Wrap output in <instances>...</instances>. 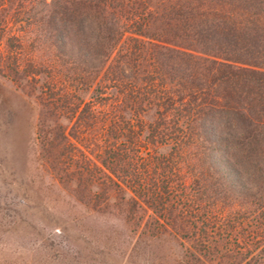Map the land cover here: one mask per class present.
I'll return each instance as SVG.
<instances>
[{"label": "rangeland", "instance_id": "obj_1", "mask_svg": "<svg viewBox=\"0 0 264 264\" xmlns=\"http://www.w3.org/2000/svg\"><path fill=\"white\" fill-rule=\"evenodd\" d=\"M57 1L0 0V264H204L205 256L227 255L228 248L219 244L225 233H215L220 221L215 222L214 216L222 220L230 215L236 207L224 206L238 198L227 200L216 187L214 179L218 174L205 161L200 147H190L180 155L169 146L116 150L119 164L110 165L113 174L128 171L129 177L147 169V194L121 184L120 190L106 179L102 163L113 149L108 151L109 142H105L104 136L70 134L68 142L78 150L64 149L56 159L58 148L53 145L60 140L55 129L65 124L55 118L53 104L47 102L54 99L52 94L60 95L56 90L58 84L62 94L75 89L78 99L86 102L98 79L90 82L86 94L74 82L72 76L83 75L84 66L74 54L70 57L69 45L62 49L56 43L53 28L47 30ZM90 1L103 5L99 20H108L112 15L116 29H133L143 19L148 35L178 47H185L194 31L187 29L183 34L167 30L164 21L172 15L169 11L178 10V3H199L210 12L213 4L218 3ZM241 3L250 4L244 9L252 15L256 13L253 5L261 9L264 0ZM153 13H158L154 24ZM94 17L86 11L78 17L83 33L87 34L86 26ZM72 44L74 50L77 45ZM253 61L261 62L258 58ZM51 81L57 82L55 87ZM143 117L147 121L153 115ZM68 127H64L66 135ZM131 194L140 198L131 200ZM193 225L200 230L201 238L190 232ZM242 229L245 228L234 230L239 234ZM216 242L219 252L213 248ZM263 248L264 238L260 237L251 256L258 258ZM261 260L264 263V256Z\"/></svg>", "mask_w": 264, "mask_h": 264}, {"label": "trees", "instance_id": "obj_2", "mask_svg": "<svg viewBox=\"0 0 264 264\" xmlns=\"http://www.w3.org/2000/svg\"><path fill=\"white\" fill-rule=\"evenodd\" d=\"M215 1L218 3L210 12L199 3H178V10L169 11L172 15L164 21L167 30L183 34L187 29L194 31L185 47L148 35L146 20L141 19L134 30L124 31L115 28L112 15L99 20L103 5L90 0L57 1L47 30L53 28L56 43L62 49L69 45L70 57L74 54L84 66L83 75L72 76L74 82L86 94L90 82L98 79L86 102L78 99L75 89L62 94L59 84L56 90L60 95L52 94L54 99L47 102L53 104L55 118L65 124L55 129L60 140L53 145L58 148L55 157L64 149H77L68 142L70 134L104 136L108 151L113 149L102 163L106 179L120 190L121 184L144 194L148 170H138L129 177L128 171L114 175L110 165L119 164L116 150L169 146L180 155L190 147H200L205 161L216 169V187L227 200L238 198L224 206L236 207L230 215L222 220L214 216L215 222L220 221L215 233H225L219 244L229 253L218 258L205 256L203 263L264 264V248L258 258L251 256L259 238H264V3L261 9L254 4L256 13L251 15L244 9L250 4L241 3L243 0ZM83 11L95 14L86 26L87 34L82 32L78 18ZM149 13L144 12L151 17ZM157 14L153 13L152 24L157 22ZM73 42L80 52H74ZM255 58L261 62H254ZM52 84L55 87L57 82ZM148 114L153 117L144 121ZM65 126H69L67 135ZM198 190L202 192L200 187ZM132 198L140 197L131 194ZM191 228L193 236L202 237L199 229ZM236 228L245 229L237 234ZM213 245L219 252L217 242Z\"/></svg>", "mask_w": 264, "mask_h": 264}]
</instances>
